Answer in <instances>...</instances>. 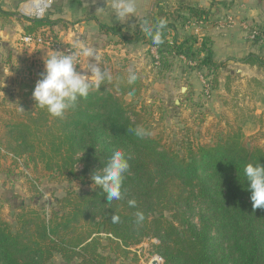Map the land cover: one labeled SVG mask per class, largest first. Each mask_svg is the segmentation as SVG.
I'll return each mask as SVG.
<instances>
[{"label": "trees", "instance_id": "obj_1", "mask_svg": "<svg viewBox=\"0 0 264 264\" xmlns=\"http://www.w3.org/2000/svg\"><path fill=\"white\" fill-rule=\"evenodd\" d=\"M181 11L197 21L211 14L210 9L187 4L176 12ZM172 14H160L148 23L156 27L165 22L158 45L141 25L131 35L119 25L100 27L124 43L143 41L151 52L156 48L161 70L171 67V56L196 59L213 74L217 88L222 63L215 61L210 39L203 37L197 47L196 35L179 36ZM27 20L25 33L54 23L47 15ZM152 59L155 65L156 57ZM244 61L264 66L261 55L250 54ZM128 70L109 71L112 80L81 99L63 119L45 108L37 115L20 116L17 109L0 110V152L26 155L36 170L41 162L48 172L75 175L79 162L84 172L96 164L102 168L116 149L130 157L120 200L109 203L95 185L90 192L58 198L49 213L23 204L15 222L0 217V264H52L57 254L67 264H112L114 255L129 258L131 248L148 237L160 240L157 253L164 264H264V209L253 210L243 174L247 163L264 164V148L235 126L206 144L171 137L164 123L151 121L152 111L145 104H136L145 88L142 70L133 69L138 76L134 84L127 83ZM137 127L150 135H135ZM132 199L135 207L128 204ZM137 212L144 215L140 224ZM113 215L119 222L113 223ZM131 260L129 264H139L137 255Z\"/></svg>", "mask_w": 264, "mask_h": 264}, {"label": "rangeland", "instance_id": "obj_2", "mask_svg": "<svg viewBox=\"0 0 264 264\" xmlns=\"http://www.w3.org/2000/svg\"><path fill=\"white\" fill-rule=\"evenodd\" d=\"M215 2H231L232 5L238 0H213ZM256 4H260L263 0H245ZM240 3H245L244 0H239ZM174 14L171 16V21L175 20L177 31L179 36H189L193 33L196 34V29H200L204 21L200 24L188 25V21H194L193 18H189V15L185 11L176 12L177 8L171 10ZM165 13H168L165 11ZM18 14V11H15ZM164 14V13H163ZM20 16V15H19ZM20 18V17H19ZM219 19V18H216ZM189 27H186V26ZM92 30L90 27L87 31ZM250 34L253 28L249 29ZM49 30L45 31L50 35H53ZM201 34V33H200ZM203 35V34H202ZM64 41V40H63ZM68 42V41H67ZM105 42V43H104ZM101 45V51L98 52L99 65L106 69L108 72L117 68L133 66L134 68H141L145 81V88L141 95L136 100V104L140 106L145 104L146 108L152 111L151 121H160L164 123L166 132L173 138H187L193 141L195 144H206L211 140H215L218 134L224 133L231 129L230 126L240 127V123L234 120H229L228 110H231L230 106L216 105L218 100V91L220 90L219 84L217 88H214L213 74L208 72L207 68L200 67V63L191 57L179 55L171 56V67L166 70H161L160 63H153V55L159 58L158 53L154 54L149 50L143 51L138 49L133 51L132 55L124 51H117L115 53L114 48L106 47L110 44L114 45V41L104 40ZM77 47V43L70 42ZM81 46V45H80ZM94 43H87V47H93ZM124 48V46L121 45ZM42 48H27L24 47L25 52L30 51L34 53L41 52ZM79 48V47H77ZM116 50H121L120 48ZM34 57V56H33ZM5 58V57H4ZM21 60V59H20ZM36 61V60H35ZM88 61V58L82 57V64ZM22 62V61H21ZM15 58H11L7 64L9 67V85L0 91V110L2 107L9 109H17L18 115H27L32 113L38 114L41 107L36 105L32 97L36 81L41 78L43 70L37 68L34 65L31 58L23 61V66L16 64ZM117 66V67H116ZM8 74V73H7ZM190 74H195L200 82V86L196 88L193 82L190 81ZM202 77L206 79L208 77L209 89L205 87ZM14 82L22 88L17 91L14 89ZM211 82V83H210ZM219 83V81H218ZM186 87V91L182 88ZM1 89V88H0ZM195 95V96H194ZM179 101V103H177ZM229 120V121H228ZM255 124L256 128L262 125L259 122ZM244 129V128H243ZM242 129V131H243ZM248 131V129L246 130ZM244 133V132H243ZM264 131L248 134L247 138L254 144H258L264 148ZM28 157V156H27ZM23 169L19 163L15 161L10 155L0 152V166L4 165L3 169L9 167L13 169L17 176L21 177L25 186L23 192H15L13 189L9 192L10 199L14 202L5 204L0 201V217L15 222L14 215L18 211L16 206L20 207L22 202H26V205H31L35 208L50 212L53 207L57 205L56 200L64 197L69 192L83 194L92 191L95 188V184L91 180V175L98 171V165L91 166L86 172L83 171V163L79 162L75 167V175H68L67 173L61 174L58 171L48 172L44 169L41 162H38V169L34 167V162L26 160V155L21 156ZM28 161V163H27ZM25 170V171H24ZM27 171V172H26ZM104 238L107 235L102 234ZM104 243L108 244V241L104 239ZM132 253L137 255L139 264H151L153 259L158 256L157 245L153 244L149 240L143 238L140 243L131 248ZM108 252V250H106ZM125 259L119 255H114V261L112 264H129L131 263V257ZM159 264H164V259L160 258ZM52 264H67L62 257L57 254L52 260Z\"/></svg>", "mask_w": 264, "mask_h": 264}, {"label": "crops", "instance_id": "obj_3", "mask_svg": "<svg viewBox=\"0 0 264 264\" xmlns=\"http://www.w3.org/2000/svg\"><path fill=\"white\" fill-rule=\"evenodd\" d=\"M22 1L0 0V91L9 85L7 62L9 63L12 57L20 66H23L25 59L31 58L34 65L44 71V59L50 56L47 48L33 54L31 51L26 53L24 47L20 45V38L25 33V27L29 25L28 18L15 14ZM53 1V6L46 15L53 19L54 23L37 31L49 30L64 41L75 42L81 46L94 43L92 48L96 50L97 55L101 51L100 43L104 40L114 41V45L110 44L106 50L112 47L115 53L124 51L132 55L135 50L142 49L145 52L150 47L143 41L124 43L118 35L102 31L101 25H119L124 34L131 35L137 26L152 22L158 15L165 11L170 12L182 4L210 9L211 14L200 26L198 33L210 39L215 50V61L222 63L218 72L220 90L217 94L220 102H216V105L231 107L232 111L228 110L229 120L240 123L239 126L244 128L245 135L264 131V66L244 61L250 54L264 57V0L260 2L261 6L245 0V3L235 1L233 5L231 2L213 0H135L136 15L123 24L115 20L111 7L113 0ZM90 27L92 30L87 31ZM251 28L260 31L258 41L252 39L249 32ZM118 48L121 50H116ZM88 63L85 61L80 68L87 70ZM127 68L142 70L133 66ZM189 78L196 88L201 87L195 74H190ZM14 85L17 91L22 89L17 82H14ZM255 122L262 125L256 128L255 124L252 125ZM1 165L0 201L2 199L4 204L12 203L14 200L9 197L10 190L13 189L23 195L25 184L13 169L9 167L3 169L4 165L2 163ZM23 204L26 202H22L20 206ZM18 207L16 206V209Z\"/></svg>", "mask_w": 264, "mask_h": 264}, {"label": "clouds", "instance_id": "obj_4", "mask_svg": "<svg viewBox=\"0 0 264 264\" xmlns=\"http://www.w3.org/2000/svg\"><path fill=\"white\" fill-rule=\"evenodd\" d=\"M111 7L115 20L121 24L135 17L137 13L135 0H113ZM164 23L160 21L156 27L144 23L141 29L152 36L153 43L158 45L162 43L159 29ZM77 47L79 53L52 54L44 59V71L41 73V78L36 81L32 92L36 105L47 109L55 118L63 119L81 99H86L93 90H99L106 81L112 80L110 73L97 63L99 56L94 48L80 45ZM80 56L88 58L87 70L78 67ZM137 79V73L130 68L127 83L134 84ZM134 132L139 137L150 135L142 127H137ZM129 160L130 157L122 149H116L103 167L91 175L93 184L102 189L109 203L123 198V184L130 169ZM243 174L245 181L248 182L247 188L251 191L253 210L264 209V164L247 163L243 168ZM128 204L130 207H135L136 200H129ZM143 220V213L137 212L136 223L140 224ZM112 221L119 222V217L113 215Z\"/></svg>", "mask_w": 264, "mask_h": 264}, {"label": "built area", "instance_id": "obj_5", "mask_svg": "<svg viewBox=\"0 0 264 264\" xmlns=\"http://www.w3.org/2000/svg\"><path fill=\"white\" fill-rule=\"evenodd\" d=\"M53 0H23L19 6H18V13L21 17H25V18H29V19H40L45 17L46 13L52 8L53 6ZM202 21H197L194 19V21H188V25H195V27L197 26V24H200ZM186 27H189V26ZM199 29H196V37L198 38L197 43L195 44L197 47L200 46L204 35L198 33ZM260 32L258 29L254 28L252 33H251V37L252 39L255 38L257 35H259ZM169 40H171V37H169ZM20 45L22 47H27V48H47L50 52V55L52 54H65L68 52H76L79 53V48H77L75 45H73L70 42L67 41H63L62 39L54 36V35H50L48 33H45V30L42 31H37V32H32V33H24L19 41ZM152 52L155 55L157 53L156 48L152 49ZM184 56V55H183ZM82 57H79V62H78V67L80 68L81 62H82ZM156 57L157 60V64L159 63L158 61V57ZM199 57H203V53L199 55ZM202 80L205 84V87H207L209 89V83L208 82V77H206V79H204L202 77ZM5 154L10 155L15 161H17L20 165V167L23 169V164H22V158L13 155L12 153H8L4 150H2ZM25 171V170H24ZM27 172V171H26ZM145 240H149L151 241L153 244H159L160 240L156 237H148L145 238ZM151 264H159V262L152 261Z\"/></svg>", "mask_w": 264, "mask_h": 264}, {"label": "bare ground", "instance_id": "obj_6", "mask_svg": "<svg viewBox=\"0 0 264 264\" xmlns=\"http://www.w3.org/2000/svg\"><path fill=\"white\" fill-rule=\"evenodd\" d=\"M153 261H155V263H156V262H160V261H161V259H160V257H159V256H156V257L153 259Z\"/></svg>", "mask_w": 264, "mask_h": 264}, {"label": "water", "instance_id": "obj_7", "mask_svg": "<svg viewBox=\"0 0 264 264\" xmlns=\"http://www.w3.org/2000/svg\"><path fill=\"white\" fill-rule=\"evenodd\" d=\"M183 91H186V87L182 88ZM177 103H179V101H177ZM160 258H162L160 255H158Z\"/></svg>", "mask_w": 264, "mask_h": 264}]
</instances>
